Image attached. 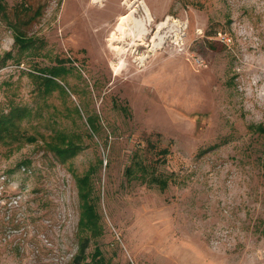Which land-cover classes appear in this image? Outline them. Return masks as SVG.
<instances>
[{"label":"rangeland","instance_id":"374dc122","mask_svg":"<svg viewBox=\"0 0 264 264\" xmlns=\"http://www.w3.org/2000/svg\"><path fill=\"white\" fill-rule=\"evenodd\" d=\"M4 2L0 113L28 107L35 141L0 145V264H70L89 171L86 264H264V0ZM136 151L165 187L127 179Z\"/></svg>","mask_w":264,"mask_h":264},{"label":"trees","instance_id":"16d2710c","mask_svg":"<svg viewBox=\"0 0 264 264\" xmlns=\"http://www.w3.org/2000/svg\"><path fill=\"white\" fill-rule=\"evenodd\" d=\"M25 10L23 13H17L19 21L14 23V27L16 30L15 41L16 43H20L22 45L31 41V37H27L19 28V25L23 22L28 24L32 22L35 18L39 17L41 14L42 7H38L34 12V14H30L33 10L30 6L31 4L27 3ZM6 7V3L4 0H0V11L4 10ZM22 15L26 16V20L22 18ZM60 67H54L53 69L47 71L52 76L45 77L46 83L44 86L46 87V92L48 88L53 89V87L58 86V82L56 78L63 80L65 74L64 70ZM11 109L8 112L0 113V145H11V144H22L23 140L34 142L35 137H32L28 134L27 130H23L21 125L22 121L31 115L30 109L28 107H19L17 105H13L10 107ZM92 129H95L94 126L91 125ZM257 131L264 133V127L258 126L254 127ZM96 130V129H95ZM58 139L61 141L51 145L52 150L55 155H57L60 160L63 162L76 156L80 150V143L78 141H71V138L65 134L58 136ZM162 155H166L169 153L168 149H163L160 151ZM156 167H152L149 163H147L146 159L139 152H135L132 157L131 165L126 168V176L127 179H141L145 182L150 183H158L162 187L166 186V179L155 175ZM93 173L91 171L86 174L77 177L76 183L79 193L80 200V219H79V231L83 233V237L79 241V248L77 253L73 256L70 264H86L87 260V248L89 245L90 239L93 237H97L102 234L103 227L101 224V216L97 211L96 203L93 202L92 193V178ZM101 251L99 249L96 250L95 255L99 256Z\"/></svg>","mask_w":264,"mask_h":264},{"label":"bare ground","instance_id":"6f19581e","mask_svg":"<svg viewBox=\"0 0 264 264\" xmlns=\"http://www.w3.org/2000/svg\"><path fill=\"white\" fill-rule=\"evenodd\" d=\"M126 19H127V16H122V17L120 18V23H119V28H120V30H125Z\"/></svg>","mask_w":264,"mask_h":264}]
</instances>
